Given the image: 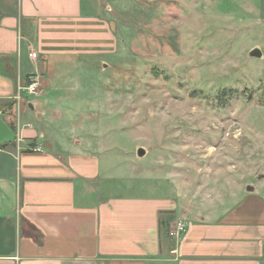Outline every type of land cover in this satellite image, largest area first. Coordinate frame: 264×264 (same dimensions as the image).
Returning <instances> with one entry per match:
<instances>
[{
  "label": "crops",
  "instance_id": "0c3cea01",
  "mask_svg": "<svg viewBox=\"0 0 264 264\" xmlns=\"http://www.w3.org/2000/svg\"><path fill=\"white\" fill-rule=\"evenodd\" d=\"M95 5L0 0V117L16 133L0 145V264H264L255 185L234 206L200 211L180 191H117L98 72L118 39ZM33 74L38 93L14 99Z\"/></svg>",
  "mask_w": 264,
  "mask_h": 264
},
{
  "label": "rangeland",
  "instance_id": "374dc122",
  "mask_svg": "<svg viewBox=\"0 0 264 264\" xmlns=\"http://www.w3.org/2000/svg\"><path fill=\"white\" fill-rule=\"evenodd\" d=\"M83 2L118 39L98 72L117 191H180L197 211L234 206L246 184L264 198V0Z\"/></svg>",
  "mask_w": 264,
  "mask_h": 264
},
{
  "label": "water",
  "instance_id": "95a60500",
  "mask_svg": "<svg viewBox=\"0 0 264 264\" xmlns=\"http://www.w3.org/2000/svg\"><path fill=\"white\" fill-rule=\"evenodd\" d=\"M248 55L250 57L260 58L262 56L261 49L256 46L249 50ZM16 139L15 131L6 124V122L0 117V145L6 142H12ZM146 150L143 147H138L136 149L137 157H142ZM246 191H254L255 187L252 184H247L245 186Z\"/></svg>",
  "mask_w": 264,
  "mask_h": 264
},
{
  "label": "built area",
  "instance_id": "2783aa9c",
  "mask_svg": "<svg viewBox=\"0 0 264 264\" xmlns=\"http://www.w3.org/2000/svg\"><path fill=\"white\" fill-rule=\"evenodd\" d=\"M25 89L28 93L36 94L39 91V75L33 74L30 77L29 82L26 84V86H19L17 87L16 94L14 95V99L18 100L20 99V90ZM36 150H39L36 149ZM186 222L183 220H178L173 227V229L170 231V234L176 238H178L179 235L182 234V232L185 230Z\"/></svg>",
  "mask_w": 264,
  "mask_h": 264
},
{
  "label": "trees",
  "instance_id": "16d2710c",
  "mask_svg": "<svg viewBox=\"0 0 264 264\" xmlns=\"http://www.w3.org/2000/svg\"><path fill=\"white\" fill-rule=\"evenodd\" d=\"M10 127L14 130L15 128L13 127V125L10 124Z\"/></svg>",
  "mask_w": 264,
  "mask_h": 264
}]
</instances>
